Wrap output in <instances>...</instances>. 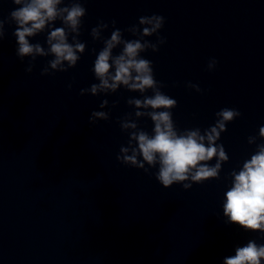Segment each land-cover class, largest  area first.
<instances>
[{"label":"water","instance_id":"1","mask_svg":"<svg viewBox=\"0 0 264 264\" xmlns=\"http://www.w3.org/2000/svg\"><path fill=\"white\" fill-rule=\"evenodd\" d=\"M80 2L87 11L78 39L86 50L66 72L41 75L52 56L21 60L16 25L5 23L0 41V264H223L249 240L264 244V233L245 231L223 216L229 174L264 144L259 137L264 126V0ZM70 3L64 0L61 6ZM16 7L12 0H0V19L7 21ZM152 15L165 18L158 35L166 42L141 56L152 62L154 78L164 85L161 91L177 101L171 110L176 128L203 133L221 109L241 113L217 141L229 156L219 179L193 183L190 189L182 184L164 188L155 178L158 166L145 173L117 160L129 140L120 121L129 113L136 120L127 100L142 99L139 92L121 86L115 93L80 95L99 83L93 67L104 45L93 40L92 28L107 23L102 37L110 38L115 20L124 39H137L126 29ZM48 32L28 39L47 49ZM144 39L157 43V35ZM211 59L218 63L210 71ZM104 100L108 105L101 109ZM93 111L108 112L109 119L91 124ZM136 122L152 134L149 117ZM250 136L256 143H248Z\"/></svg>","mask_w":264,"mask_h":264},{"label":"clouds","instance_id":"2","mask_svg":"<svg viewBox=\"0 0 264 264\" xmlns=\"http://www.w3.org/2000/svg\"><path fill=\"white\" fill-rule=\"evenodd\" d=\"M12 3L18 7L9 13L7 21L0 19V41L5 36V23H15L13 35L18 44L16 54L21 60L24 57H31L32 61L37 57H54L48 61L41 75L51 74L50 70L66 72L75 67L80 54L86 50V44L78 39L82 18L87 11L80 0H71L70 6L63 7L61 5L64 0H12ZM57 20L61 21L62 27H54ZM164 23L165 18L160 15L140 17L138 25L126 29L138 37L132 40L123 38L122 31L115 28V20L112 21L114 30L107 39L102 37V32L109 27L107 23L101 21L93 27V40H102L104 45L96 56L93 67L99 83L81 89L80 95L115 93L121 86L128 91L139 92L142 99L130 98L127 103L136 109V120L142 117L151 119L154 125L152 134L139 129L132 114H126L120 121V126L122 130L129 132L128 146L120 148L117 160L143 169L145 173L158 166L155 178L164 188L182 184L184 189H190L193 183L219 179L222 165L229 160V156L224 146L217 141L220 140L221 133L227 130L226 125L241 113L236 109H221L215 114V124L203 133L199 128L184 131L176 128L171 110L177 106V101L161 91L164 85L154 78L152 62L141 56L148 49L158 51L159 45L166 42L164 37L158 35ZM46 29H49L47 49L39 43H30L29 37H35ZM153 35H157V43L144 39ZM118 47H121V51L114 55L113 51ZM217 63V60L211 59L208 70L215 69ZM25 71L32 72L31 63ZM188 87L201 91L198 85L189 83ZM149 90L152 92L150 96L146 95ZM107 105L108 101L104 100L99 107L103 109ZM108 119V112L93 111L89 122L95 124L97 120ZM259 137L264 139V126L259 128ZM248 143H256V137L250 136ZM213 159L216 162L211 165L209 162ZM229 175L232 182L224 193L223 202V216L227 218L225 222L238 225L245 231L264 233V144H258L256 152L244 161L242 168L239 171L233 170ZM262 262L264 244H257L255 240H249L244 246H237L235 254L223 260V264Z\"/></svg>","mask_w":264,"mask_h":264}]
</instances>
